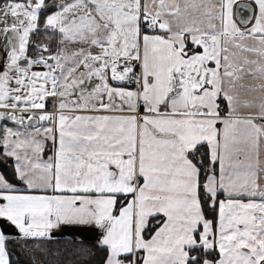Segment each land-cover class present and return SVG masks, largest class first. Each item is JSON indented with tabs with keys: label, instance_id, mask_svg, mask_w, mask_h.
I'll use <instances>...</instances> for the list:
<instances>
[{
	"label": "snow or ice",
	"instance_id": "obj_1",
	"mask_svg": "<svg viewBox=\"0 0 264 264\" xmlns=\"http://www.w3.org/2000/svg\"><path fill=\"white\" fill-rule=\"evenodd\" d=\"M0 24V264H264V0H2Z\"/></svg>",
	"mask_w": 264,
	"mask_h": 264
},
{
	"label": "trees",
	"instance_id": "obj_2",
	"mask_svg": "<svg viewBox=\"0 0 264 264\" xmlns=\"http://www.w3.org/2000/svg\"><path fill=\"white\" fill-rule=\"evenodd\" d=\"M2 2V0H0ZM5 170V164L2 160H0V171ZM10 171V169H8ZM91 237V233L86 234ZM55 250V249H53ZM37 260L39 264L40 259H46L47 264H74V258L72 257L71 252L67 255L58 254L57 256H47L44 258L38 257V254L29 253L22 251L20 249H16L12 254V260L14 264H31L32 260Z\"/></svg>",
	"mask_w": 264,
	"mask_h": 264
},
{
	"label": "rangeland",
	"instance_id": "obj_3",
	"mask_svg": "<svg viewBox=\"0 0 264 264\" xmlns=\"http://www.w3.org/2000/svg\"><path fill=\"white\" fill-rule=\"evenodd\" d=\"M8 22L11 23V18H9ZM2 27H3V24H0V28ZM0 43H2V40H0Z\"/></svg>",
	"mask_w": 264,
	"mask_h": 264
},
{
	"label": "crops",
	"instance_id": "obj_4",
	"mask_svg": "<svg viewBox=\"0 0 264 264\" xmlns=\"http://www.w3.org/2000/svg\"><path fill=\"white\" fill-rule=\"evenodd\" d=\"M241 1H244L245 2V0H241Z\"/></svg>",
	"mask_w": 264,
	"mask_h": 264
},
{
	"label": "water",
	"instance_id": "obj_5",
	"mask_svg": "<svg viewBox=\"0 0 264 264\" xmlns=\"http://www.w3.org/2000/svg\"><path fill=\"white\" fill-rule=\"evenodd\" d=\"M242 3L244 2V1H241Z\"/></svg>",
	"mask_w": 264,
	"mask_h": 264
}]
</instances>
